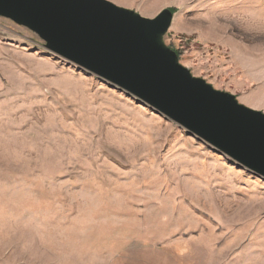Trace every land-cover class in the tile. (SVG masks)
Segmentation results:
<instances>
[{"label":"rangeland","instance_id":"obj_1","mask_svg":"<svg viewBox=\"0 0 264 264\" xmlns=\"http://www.w3.org/2000/svg\"><path fill=\"white\" fill-rule=\"evenodd\" d=\"M264 113V0H108ZM0 264H264V179L0 17Z\"/></svg>","mask_w":264,"mask_h":264},{"label":"water","instance_id":"obj_2","mask_svg":"<svg viewBox=\"0 0 264 264\" xmlns=\"http://www.w3.org/2000/svg\"><path fill=\"white\" fill-rule=\"evenodd\" d=\"M0 17L33 32L49 54L125 91L264 179V113L179 63L163 41L171 10L149 19L108 0H0Z\"/></svg>","mask_w":264,"mask_h":264},{"label":"trees","instance_id":"obj_3","mask_svg":"<svg viewBox=\"0 0 264 264\" xmlns=\"http://www.w3.org/2000/svg\"><path fill=\"white\" fill-rule=\"evenodd\" d=\"M172 11V13H173V10H171Z\"/></svg>","mask_w":264,"mask_h":264}]
</instances>
